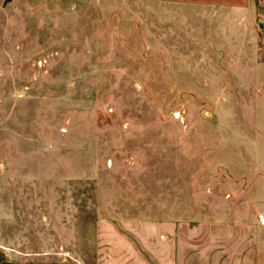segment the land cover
I'll return each instance as SVG.
<instances>
[{
	"label": "rangeland",
	"instance_id": "obj_1",
	"mask_svg": "<svg viewBox=\"0 0 264 264\" xmlns=\"http://www.w3.org/2000/svg\"><path fill=\"white\" fill-rule=\"evenodd\" d=\"M0 0V264H254L264 0Z\"/></svg>",
	"mask_w": 264,
	"mask_h": 264
},
{
	"label": "crops",
	"instance_id": "obj_2",
	"mask_svg": "<svg viewBox=\"0 0 264 264\" xmlns=\"http://www.w3.org/2000/svg\"><path fill=\"white\" fill-rule=\"evenodd\" d=\"M256 0H247L246 5L236 7V25L250 26L252 25L253 15L257 12ZM254 264H264V246H260L255 253Z\"/></svg>",
	"mask_w": 264,
	"mask_h": 264
}]
</instances>
